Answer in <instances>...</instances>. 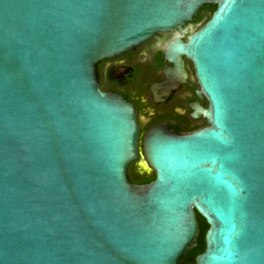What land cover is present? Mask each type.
<instances>
[{"label": "water", "instance_id": "1", "mask_svg": "<svg viewBox=\"0 0 264 264\" xmlns=\"http://www.w3.org/2000/svg\"><path fill=\"white\" fill-rule=\"evenodd\" d=\"M187 57L207 127L153 129L97 66L199 11ZM264 264V0H0V264Z\"/></svg>", "mask_w": 264, "mask_h": 264}, {"label": "flooded vegetation", "instance_id": "2", "mask_svg": "<svg viewBox=\"0 0 264 264\" xmlns=\"http://www.w3.org/2000/svg\"><path fill=\"white\" fill-rule=\"evenodd\" d=\"M197 18L183 27L187 34H158L97 66L100 89L125 98L135 111L139 130L138 155L128 168L131 181V177L153 173L141 165L145 162L143 140L150 131L164 128L172 134L187 135L207 127L202 112L207 109L208 102L193 65L187 57L171 51V44L176 39L186 43L189 36L202 27Z\"/></svg>", "mask_w": 264, "mask_h": 264}, {"label": "trees", "instance_id": "3", "mask_svg": "<svg viewBox=\"0 0 264 264\" xmlns=\"http://www.w3.org/2000/svg\"><path fill=\"white\" fill-rule=\"evenodd\" d=\"M215 10L214 5H207L203 7L200 11V14L197 18L199 26H203L210 18L211 14ZM132 182L136 185H146L151 183L154 180V174L144 175L142 177H131ZM197 220L199 223V237L196 243V246L188 253L185 260V264H195L194 259L197 255L201 254L204 251V233L207 230V225L205 221L197 215Z\"/></svg>", "mask_w": 264, "mask_h": 264}]
</instances>
